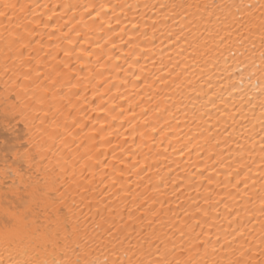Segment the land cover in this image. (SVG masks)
<instances>
[{"label":"snow or ice","instance_id":"obj_1","mask_svg":"<svg viewBox=\"0 0 264 264\" xmlns=\"http://www.w3.org/2000/svg\"><path fill=\"white\" fill-rule=\"evenodd\" d=\"M0 264H264V0H0Z\"/></svg>","mask_w":264,"mask_h":264},{"label":"bare ground","instance_id":"obj_2","mask_svg":"<svg viewBox=\"0 0 264 264\" xmlns=\"http://www.w3.org/2000/svg\"><path fill=\"white\" fill-rule=\"evenodd\" d=\"M130 2H136V0H130ZM149 2H151V3H155L156 0H149ZM153 11H154V10H153ZM150 14H151V13H150ZM5 223H9V224H10V221L7 220V219H5Z\"/></svg>","mask_w":264,"mask_h":264}]
</instances>
